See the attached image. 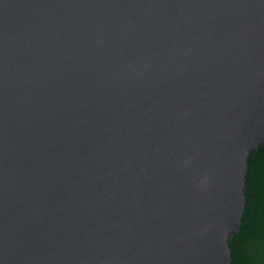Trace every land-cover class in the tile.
<instances>
[{"label":"water","instance_id":"1","mask_svg":"<svg viewBox=\"0 0 264 264\" xmlns=\"http://www.w3.org/2000/svg\"><path fill=\"white\" fill-rule=\"evenodd\" d=\"M264 145V0H0V264H230Z\"/></svg>","mask_w":264,"mask_h":264},{"label":"trees","instance_id":"2","mask_svg":"<svg viewBox=\"0 0 264 264\" xmlns=\"http://www.w3.org/2000/svg\"><path fill=\"white\" fill-rule=\"evenodd\" d=\"M240 228L228 239L230 264H264V145L247 159Z\"/></svg>","mask_w":264,"mask_h":264}]
</instances>
